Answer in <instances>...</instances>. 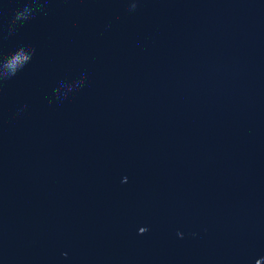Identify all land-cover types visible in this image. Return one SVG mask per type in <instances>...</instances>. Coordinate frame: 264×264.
Here are the masks:
<instances>
[{"label": "water", "instance_id": "95a60500", "mask_svg": "<svg viewBox=\"0 0 264 264\" xmlns=\"http://www.w3.org/2000/svg\"><path fill=\"white\" fill-rule=\"evenodd\" d=\"M0 264H264V0H0Z\"/></svg>", "mask_w": 264, "mask_h": 264}]
</instances>
